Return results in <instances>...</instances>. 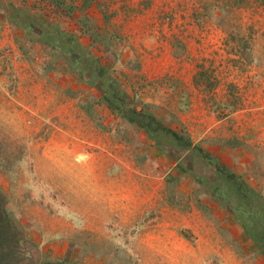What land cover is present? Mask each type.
I'll use <instances>...</instances> for the list:
<instances>
[{
  "label": "rangeland",
  "instance_id": "rangeland-1",
  "mask_svg": "<svg viewBox=\"0 0 264 264\" xmlns=\"http://www.w3.org/2000/svg\"><path fill=\"white\" fill-rule=\"evenodd\" d=\"M45 3L0 0V193L24 264H264V0ZM9 5L76 45L50 56Z\"/></svg>",
  "mask_w": 264,
  "mask_h": 264
},
{
  "label": "trees",
  "instance_id": "trees-1",
  "mask_svg": "<svg viewBox=\"0 0 264 264\" xmlns=\"http://www.w3.org/2000/svg\"><path fill=\"white\" fill-rule=\"evenodd\" d=\"M75 0L72 1V3L66 4L64 3L63 0H46V7L47 9L52 8V3H56L58 5H62L65 7V12H67L69 15L73 16L72 14L75 12ZM92 0H80V8L87 7L91 5ZM38 2L42 3L41 1L35 2V4H38ZM46 7H43L40 10H45ZM14 10V11H11ZM36 10L34 11L31 10L26 13H23V10L19 7H14L12 5H9L7 9L6 14V20L9 22H12L15 24L17 27L21 28L22 23L30 21V26H31V31L32 33L34 32V35H36V40L40 44H42L46 51L51 55L55 54L58 52L59 56H67V54L64 53V50L62 47L63 45H68V44H75L76 41L75 38L76 36L74 35L73 32L65 31L63 28H58L56 23H48L44 24V26L39 25L38 22L45 20L47 17L45 16L43 11ZM43 12V13H42ZM6 13V12H5ZM77 22L80 23L79 28L84 30L86 34L90 36L91 39H93L94 35L98 33H93L88 30V28L83 27V21L79 18H77ZM47 23V22H46ZM21 26V27H20ZM29 28V26L27 27ZM24 29V27H23ZM81 31V30H80ZM56 35V36H54ZM94 40V41H93ZM93 42H96L95 38L93 39ZM48 54V55H49ZM54 56V55H53ZM46 68V66H45ZM101 70H103L100 67ZM99 75H101L100 70ZM112 80V79H111ZM102 89V95H108L111 98H108V96H103L102 101L104 102L105 105L111 110L113 114H119L121 116H127V119L130 122H135L140 120L139 115L147 120L146 123L140 122V126L144 128L145 131H153V129H159L160 126L162 130L166 129L171 133L173 137H178V132L170 130L168 128H164L163 125H161L159 122H157L155 117L149 113L145 112L144 108H141L139 111H135L130 107V103H125L124 98L122 99L120 96H117L116 93L113 91L112 95H109V90L106 89L105 87H101ZM113 90V89H112ZM113 98H116L118 100H121L120 103L115 104L113 103ZM125 106L127 107L125 109ZM149 121V122H148ZM154 123V128H151L150 125L151 123ZM187 146H190L191 142L189 140L185 141ZM226 194V192H225ZM224 196V195H223ZM251 199H253L251 197ZM24 244H25V237L23 234V230L18 226L17 222L7 213L6 208H5V198L3 194L0 193V264H24L23 258L21 255H23V250H24ZM36 264H69L64 261H53V260H47V261H42V262H37Z\"/></svg>",
  "mask_w": 264,
  "mask_h": 264
}]
</instances>
